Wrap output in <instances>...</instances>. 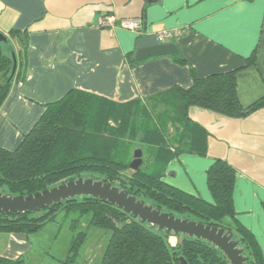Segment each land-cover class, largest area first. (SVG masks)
Returning a JSON list of instances; mask_svg holds the SVG:
<instances>
[{"label": "crops", "instance_id": "1", "mask_svg": "<svg viewBox=\"0 0 264 264\" xmlns=\"http://www.w3.org/2000/svg\"><path fill=\"white\" fill-rule=\"evenodd\" d=\"M106 16L142 19L144 34L119 26L103 28ZM181 30L161 41L157 33ZM12 40L18 67L0 110V147L14 150L45 111V105L78 89L125 103L143 101L192 85L191 72L205 77L237 70V95L245 107L264 96V0H0V32ZM255 53V63L246 59ZM183 61V63L181 62ZM207 156L182 154L164 180L212 202L207 171L222 159L236 170L232 201L240 225L264 256V108L228 118L192 108ZM0 233V256L32 253V237ZM34 254V253H33Z\"/></svg>", "mask_w": 264, "mask_h": 264}, {"label": "trees", "instance_id": "2", "mask_svg": "<svg viewBox=\"0 0 264 264\" xmlns=\"http://www.w3.org/2000/svg\"><path fill=\"white\" fill-rule=\"evenodd\" d=\"M4 35L7 42H0V110L15 77L8 82L13 53L18 64L19 55L11 42L19 40L25 45L24 33L11 30ZM255 56L248 57L245 66L254 64ZM236 72L199 77L192 71L190 87H174L151 102L135 98L117 103L83 90H69L45 105L43 115L16 149L0 147V191L26 196L79 177L112 183L176 217L233 231L247 264H264L255 236L236 219L232 201L236 170L228 162L216 159L207 171L212 202L164 180L168 164L180 155L207 156L206 135L202 139L201 128L191 119L192 108L228 118H245L264 108V96L247 107L241 104ZM156 108H162L161 116ZM170 122L175 127L172 138ZM136 142L145 146L147 158L140 170L133 171L130 164ZM60 212L67 216L91 214L92 226L111 232L101 264H183L181 258L187 264H230L225 254L207 241L178 236L173 244L167 241L171 235L93 197L72 198L37 212L0 213V233L34 235L47 224L58 223ZM76 222L78 217L74 225ZM87 236L78 232L63 264L77 260ZM0 264L25 261L22 256H0Z\"/></svg>", "mask_w": 264, "mask_h": 264}, {"label": "water", "instance_id": "3", "mask_svg": "<svg viewBox=\"0 0 264 264\" xmlns=\"http://www.w3.org/2000/svg\"><path fill=\"white\" fill-rule=\"evenodd\" d=\"M0 42H7V38L1 32ZM13 60L14 65L8 82L15 76L18 66L15 53H13ZM142 157L143 151L137 149L134 152V160L130 164L132 170H140L143 164ZM77 197H93L108 202L134 219H138L142 224L147 223L151 228H156L158 232H164L168 236L174 235L181 238L188 236L207 241L220 249L230 264H247V258L243 255L244 249L239 246V240L234 239L233 231L176 217L130 195L126 189L93 178L79 177L26 196H13L0 191V213L18 215L37 212ZM181 261L183 264H187L183 258Z\"/></svg>", "mask_w": 264, "mask_h": 264}, {"label": "rangeland", "instance_id": "4", "mask_svg": "<svg viewBox=\"0 0 264 264\" xmlns=\"http://www.w3.org/2000/svg\"><path fill=\"white\" fill-rule=\"evenodd\" d=\"M6 51L8 52V49ZM149 102L151 101L149 100ZM149 106L153 107L154 105L149 104ZM155 112L161 116L162 108H156ZM171 124L172 122L169 125L170 138L174 136L175 130V127ZM134 145L135 149L132 152L131 162L134 160V152L137 149L143 151L142 158L144 162L147 158L145 146L139 142L134 143ZM127 174H130V172ZM77 217L78 222L74 225V220ZM57 220L58 223L51 222L47 224L41 231L31 237L35 249L31 254L27 253L23 257L25 264H63L69 256L71 242L78 232H86L88 236L77 260L73 264H101L111 238V232L92 226L90 224L91 214L78 216L77 213H71L67 216L65 212H60ZM176 240L177 237L174 235L167 238V241L173 244L176 243Z\"/></svg>", "mask_w": 264, "mask_h": 264}, {"label": "built area", "instance_id": "5", "mask_svg": "<svg viewBox=\"0 0 264 264\" xmlns=\"http://www.w3.org/2000/svg\"><path fill=\"white\" fill-rule=\"evenodd\" d=\"M119 21V26L124 29L133 31L139 35L144 34V21L140 18L138 19H117L115 16H106L101 19L100 26L103 28L113 29L116 27ZM181 35V30H164L157 33L159 40L164 41L168 39H173Z\"/></svg>", "mask_w": 264, "mask_h": 264}]
</instances>
